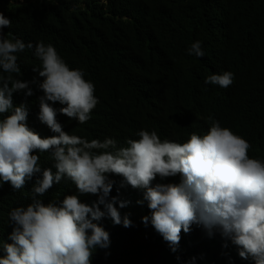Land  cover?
<instances>
[{
	"label": "clouds",
	"instance_id": "obj_1",
	"mask_svg": "<svg viewBox=\"0 0 264 264\" xmlns=\"http://www.w3.org/2000/svg\"><path fill=\"white\" fill-rule=\"evenodd\" d=\"M11 25L0 13V188L8 183L18 191L40 178L31 203L8 213L11 243L0 241V264H91L96 249L109 248L112 224L143 230L144 243L168 264H264V159L251 155L245 138L212 116L206 133L184 137L147 129L121 139L65 132L58 113L79 124L91 119L99 103L94 83L52 44L4 34ZM33 48L39 83L13 76H21L17 53ZM187 54L202 59V43L193 42ZM233 81L224 71L204 83L228 88ZM33 84L43 93L38 119L52 133L36 126L24 103L15 106L18 92L34 94ZM42 153L53 161L43 170ZM55 184L70 185L68 195L44 204L40 197ZM123 187L126 198L112 194ZM102 219L107 230L96 223ZM149 230L159 238L149 241Z\"/></svg>",
	"mask_w": 264,
	"mask_h": 264
},
{
	"label": "trees",
	"instance_id": "obj_2",
	"mask_svg": "<svg viewBox=\"0 0 264 264\" xmlns=\"http://www.w3.org/2000/svg\"><path fill=\"white\" fill-rule=\"evenodd\" d=\"M0 13L12 23L4 34L33 45L52 44L71 68L83 69L85 79L94 83L99 103L91 119L79 124L58 113L65 132L121 139L147 129L162 138L184 137L206 133L212 116L245 138L252 156L264 159V0H0ZM195 41L202 43V59L187 54ZM17 56L21 76L14 78L39 83L32 71L41 64L34 48ZM224 71L234 74L228 88L204 83ZM30 86L34 94L18 92L15 106L24 103L36 126L51 132L38 119L43 93ZM39 155L42 170L52 166L48 153ZM37 178L40 174L18 191L8 183L0 188L3 243H11L8 213L31 203ZM69 186L55 184L40 199L44 204L62 201ZM112 194L129 196L124 187ZM96 223L108 229L107 220ZM111 229L109 248L96 249L91 264H168L144 243L143 230L114 224ZM146 233L149 241L159 238L156 231Z\"/></svg>",
	"mask_w": 264,
	"mask_h": 264
},
{
	"label": "bare ground",
	"instance_id": "obj_3",
	"mask_svg": "<svg viewBox=\"0 0 264 264\" xmlns=\"http://www.w3.org/2000/svg\"><path fill=\"white\" fill-rule=\"evenodd\" d=\"M160 248H162V246H160Z\"/></svg>",
	"mask_w": 264,
	"mask_h": 264
}]
</instances>
